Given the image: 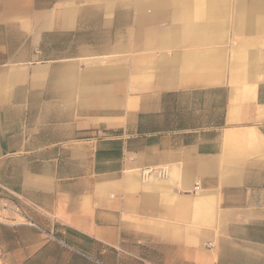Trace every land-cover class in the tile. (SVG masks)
Listing matches in <instances>:
<instances>
[{"label": "crops", "instance_id": "obj_1", "mask_svg": "<svg viewBox=\"0 0 264 264\" xmlns=\"http://www.w3.org/2000/svg\"><path fill=\"white\" fill-rule=\"evenodd\" d=\"M0 263L264 264V0H0Z\"/></svg>", "mask_w": 264, "mask_h": 264}, {"label": "built area", "instance_id": "obj_2", "mask_svg": "<svg viewBox=\"0 0 264 264\" xmlns=\"http://www.w3.org/2000/svg\"><path fill=\"white\" fill-rule=\"evenodd\" d=\"M141 181H147L151 177L166 178L168 176V170L166 167L160 168H143L140 172ZM5 208V207H2ZM1 264V263H0Z\"/></svg>", "mask_w": 264, "mask_h": 264}]
</instances>
